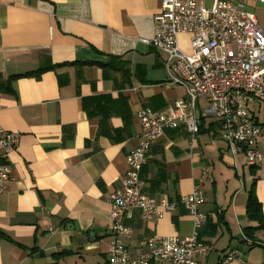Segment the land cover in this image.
I'll return each instance as SVG.
<instances>
[{
    "label": "crops",
    "instance_id": "crops-1",
    "mask_svg": "<svg viewBox=\"0 0 264 264\" xmlns=\"http://www.w3.org/2000/svg\"><path fill=\"white\" fill-rule=\"evenodd\" d=\"M237 1L264 30V0ZM161 3L0 0V127L19 133L0 195V264L106 263L108 199L139 143L137 114L166 111L184 96L170 83L167 55L140 41L153 38ZM188 41L180 36L182 48ZM257 149L264 155V144ZM140 178L144 195L176 207L151 219L139 209L125 212L132 233L123 243L132 258L153 236L196 232L212 248L199 264H221L220 255L233 250L238 259L227 264H264V230L253 234L257 245L245 234L257 226L249 219L250 194L264 215V162L248 166L243 154L232 156L220 121L203 120L196 136L184 127L166 130ZM194 188L204 196L199 228L180 205Z\"/></svg>",
    "mask_w": 264,
    "mask_h": 264
},
{
    "label": "built area",
    "instance_id": "built-area-1",
    "mask_svg": "<svg viewBox=\"0 0 264 264\" xmlns=\"http://www.w3.org/2000/svg\"><path fill=\"white\" fill-rule=\"evenodd\" d=\"M181 35L189 37L187 51L180 46ZM140 41L167 55L170 83L181 87L184 96L166 111L143 109L137 114L142 128L139 143L128 153L127 172L108 199L111 240L105 264H199L212 248L196 232L185 238L153 236L145 250L132 258L123 243L132 233L123 223L124 214L139 209L145 219H151L175 209V204L144 195L140 178L152 145L166 130L184 127L196 136L203 120L216 119L232 156L243 154L248 166L264 162L257 149L264 144V129L253 111L254 106H264V30L237 0H211L209 5L205 0H162L161 11L154 16L153 38ZM201 100L204 108L199 106ZM18 139L19 133L0 127V195L7 191L11 171L6 160ZM207 176L204 170L203 178ZM203 203L197 188L180 199L195 228L206 221L200 211ZM238 256L233 250L221 254L220 262L227 264Z\"/></svg>",
    "mask_w": 264,
    "mask_h": 264
},
{
    "label": "trees",
    "instance_id": "trees-1",
    "mask_svg": "<svg viewBox=\"0 0 264 264\" xmlns=\"http://www.w3.org/2000/svg\"><path fill=\"white\" fill-rule=\"evenodd\" d=\"M258 124L262 128H264V124H260L259 122ZM247 208H248L249 219L257 223L256 227H247L245 229L246 236L249 239H252L255 231L264 230V215H262L260 204L252 194H250L248 198ZM253 244L257 245L255 241L253 242Z\"/></svg>",
    "mask_w": 264,
    "mask_h": 264
},
{
    "label": "rangeland",
    "instance_id": "rangeland-1",
    "mask_svg": "<svg viewBox=\"0 0 264 264\" xmlns=\"http://www.w3.org/2000/svg\"><path fill=\"white\" fill-rule=\"evenodd\" d=\"M205 1H206L207 5H209L211 0H205ZM183 48L187 51L188 46H184ZM261 108L264 109V106H262ZM257 109H258V108H256V106L253 107V111H254L256 117L262 121V118H260V113H258L259 110H257ZM248 252H249V251H247V253H248ZM247 253H246V254H247ZM252 253H253V252H252ZM246 254H245V255H246ZM252 256H253V254L250 255V258H251V259H252ZM253 261H256V259L254 258ZM252 263H254V262H252ZM258 263H259V262H256V263H254V264H258ZM259 264H260V263H259Z\"/></svg>",
    "mask_w": 264,
    "mask_h": 264
}]
</instances>
